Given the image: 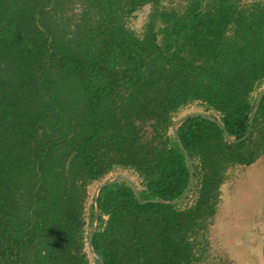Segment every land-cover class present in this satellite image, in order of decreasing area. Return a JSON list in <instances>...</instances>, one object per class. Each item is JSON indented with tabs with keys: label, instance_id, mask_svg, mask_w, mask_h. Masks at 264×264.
<instances>
[{
	"label": "trees",
	"instance_id": "obj_1",
	"mask_svg": "<svg viewBox=\"0 0 264 264\" xmlns=\"http://www.w3.org/2000/svg\"><path fill=\"white\" fill-rule=\"evenodd\" d=\"M162 4L0 0V264H232L197 246L226 170L264 156V95L241 139L264 86V1ZM145 6L137 34L127 23ZM193 103L222 126H177L190 196L138 203L126 180L103 187L94 256L93 184L130 171L141 201L185 195L171 128Z\"/></svg>",
	"mask_w": 264,
	"mask_h": 264
},
{
	"label": "rangeland",
	"instance_id": "obj_2",
	"mask_svg": "<svg viewBox=\"0 0 264 264\" xmlns=\"http://www.w3.org/2000/svg\"><path fill=\"white\" fill-rule=\"evenodd\" d=\"M252 1L262 0H243V3L250 5ZM162 5L167 6L168 0H163ZM149 9V6H145L136 12L134 16L129 18L127 25L134 30L135 33L140 34L142 32ZM260 90L261 88L255 95H257ZM193 112H204V108L197 103H193L182 109L175 119ZM208 113L212 112L208 111L207 114ZM258 162L260 161L258 160ZM259 172V181H257L255 190L249 187L244 188L243 191L247 190V196L244 198L243 192L240 191V195L236 193L238 191H235L234 184L241 180L243 175L247 173V170L241 166H235L226 170L227 178L220 187L216 214L209 226V230L204 233L202 232L203 237L199 239L201 243L197 248H206L203 250L204 254L201 256L210 257L218 253L222 260L225 261V259H227L231 261L232 264H264L262 256L263 248L261 247V249L252 251L248 250L250 245L245 244L248 239L251 240L255 235H262V232L264 234V166ZM113 176H125L132 182H138L136 175L130 171L114 172L100 182L89 187L90 198L93 197V193L99 183ZM234 234L235 237L233 236ZM204 236L206 238L209 237L208 243H204ZM230 239H234V241L232 242ZM216 244L217 247H215ZM88 256L89 259L92 260L91 255Z\"/></svg>",
	"mask_w": 264,
	"mask_h": 264
},
{
	"label": "water",
	"instance_id": "obj_3",
	"mask_svg": "<svg viewBox=\"0 0 264 264\" xmlns=\"http://www.w3.org/2000/svg\"><path fill=\"white\" fill-rule=\"evenodd\" d=\"M264 95V86L261 88L260 90V93H259V96L252 108V111L250 113V116H249V128L246 132V134L241 138V139H245L248 134H249V131L251 129V125H252V122H253V119H254V116L257 112V109H258V106H259V103L262 99ZM195 116H204V117H207L209 118L210 120L212 121H215L217 124H219L220 126H222L221 122L216 120L215 118H213L212 116H209V114L207 113H202V112H193V113H189V114H186L184 116H181L177 119L174 120V123H173V126L171 128V131L174 135V137L176 138L177 140V143L179 144L183 154L185 155V157L187 158L188 160V163L190 165V182H189V187H188V190L186 191L185 195L183 196V198L179 199V200H174V201H167V200H160V199H150V200H146V201H141V198H140V194H139V190L137 188V186H135V184L130 180L128 179L127 177L125 176H113L112 178H109L101 183H99L93 193V202H94V217H93V220H92V223H91V226H90V229H89V239H88V244H89V250L91 252V254H93L94 256L96 255L92 249V246H91V241H92V238H93V233L95 231V228H96V225H97V220H98V215H99V209H98V205H97V198H98V193L99 191L103 188V187H106V186H109L110 184L114 183V182H117V181H120V180H126L128 181L130 184H132L133 188H134V191L136 193V197H137V201L138 203H159V204H167V205H176V204H180L182 203L184 200H186L189 196H190V193H191V190H192V187H193V184H194V170H193V167H192V162L190 160V158L188 157V154L186 152V150L184 149L183 145H182V142L177 134V126L180 122L186 120V119H189L191 117H195ZM226 135V138L229 142L231 143H234L235 141L227 134L225 133ZM263 248V253H262V256H263V261H264V245L262 246ZM100 264H103L102 261H100Z\"/></svg>",
	"mask_w": 264,
	"mask_h": 264
},
{
	"label": "crops",
	"instance_id": "obj_4",
	"mask_svg": "<svg viewBox=\"0 0 264 264\" xmlns=\"http://www.w3.org/2000/svg\"><path fill=\"white\" fill-rule=\"evenodd\" d=\"M258 160L260 162H258ZM262 161H264V158L263 157H259L253 164H251L249 166H241V167H243V168H245L247 170V173H245V175H243L241 180L237 181L234 184L235 185V187H234L235 191H238V192H236V193H238V195H240V191H241V192L244 193V195H243L244 198H246L247 190L243 191L244 188L249 187L250 189H254L255 190V188L257 186V181H259V179H258V175L260 173L259 170L264 166V162H262ZM233 236L235 237V234ZM238 237H240V236H238ZM235 240H236V238H235ZM230 241L233 242L234 239H230ZM245 244H249L250 245L248 247V250H252L253 251V250L261 249V247L264 245V234H263V232H262V235H260V234L259 235H255V237H253L251 240L248 239ZM255 244H257L259 246L255 245Z\"/></svg>",
	"mask_w": 264,
	"mask_h": 264
},
{
	"label": "flooded vegetation",
	"instance_id": "obj_5",
	"mask_svg": "<svg viewBox=\"0 0 264 264\" xmlns=\"http://www.w3.org/2000/svg\"><path fill=\"white\" fill-rule=\"evenodd\" d=\"M264 157V156H263ZM253 164V163H252Z\"/></svg>",
	"mask_w": 264,
	"mask_h": 264
}]
</instances>
